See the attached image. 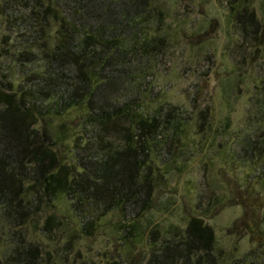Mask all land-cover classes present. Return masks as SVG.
Listing matches in <instances>:
<instances>
[{
  "label": "rangeland",
  "instance_id": "374dc122",
  "mask_svg": "<svg viewBox=\"0 0 264 264\" xmlns=\"http://www.w3.org/2000/svg\"><path fill=\"white\" fill-rule=\"evenodd\" d=\"M242 1L149 0L139 36L147 46L116 57L124 72L112 95L117 109L169 120L144 158L152 168L147 204H126L91 222L92 206L78 216L60 194L34 205L20 225L0 214V259L17 242L12 232H20L39 247L38 264H157L151 252L180 237L195 216L214 233V264H264V0H248L259 23L250 33L231 14L230 5ZM38 4L0 0V86L11 82L13 90L36 95L29 100L42 113L36 127L56 139L67 162L75 148L101 160L108 148L120 147L122 134L108 130L93 142L97 129L79 97L59 114L50 111L58 97L66 104L80 74L70 64L47 70L44 53L62 25L51 12L38 13ZM23 51L32 52L31 60ZM48 215L68 222L46 227Z\"/></svg>",
  "mask_w": 264,
  "mask_h": 264
},
{
  "label": "trees",
  "instance_id": "16d2710c",
  "mask_svg": "<svg viewBox=\"0 0 264 264\" xmlns=\"http://www.w3.org/2000/svg\"><path fill=\"white\" fill-rule=\"evenodd\" d=\"M36 1H39L38 13L51 12L62 25L55 45L44 53L48 58L44 59L47 70L70 64L80 74L78 82L65 96L66 104L63 105V96L58 97L50 105V111L59 114L76 104L78 97L82 98L83 116L97 129L93 142L103 140L102 134L108 130L120 132L123 141L118 148H108L97 161L79 153L76 148L70 149V162H67L64 153L54 148L56 139L36 127L42 113L29 106V100L35 99L36 95L25 87L21 91L13 90L11 82L1 85V216L14 226L20 225L34 205L54 201L60 194L68 198L78 216L92 206L96 217H87L91 222L98 218L97 215L103 216L118 207L125 208L126 204L143 206L151 195L152 186V168L150 165L145 168L144 158L169 120L162 121L159 112L136 113L130 107L119 111L112 95L117 87L116 79L124 73L116 57L135 55L139 48L148 44L144 38L139 42V36L143 22L150 17L149 0H48L46 4ZM230 10L242 32H256L259 23L248 0L242 1L240 7L230 5ZM28 55L32 52L20 53L26 61L31 60ZM35 75L42 79L53 78L44 73ZM124 122L128 124L123 126ZM88 145L85 142L81 150L85 151ZM115 167L116 171H113ZM54 219L53 215H48L46 227L51 223L62 226L68 222L66 218ZM12 235L17 242L0 259V264H38L39 247L26 242L20 232H12ZM214 250L215 237L211 227L201 218L192 216L180 237L166 240L156 252H151L149 261L214 264Z\"/></svg>",
  "mask_w": 264,
  "mask_h": 264
}]
</instances>
